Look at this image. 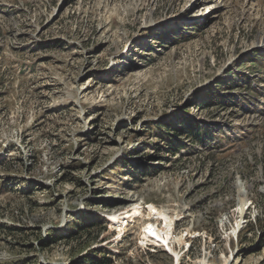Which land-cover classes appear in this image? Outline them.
<instances>
[{"label":"rangeland","instance_id":"1","mask_svg":"<svg viewBox=\"0 0 264 264\" xmlns=\"http://www.w3.org/2000/svg\"><path fill=\"white\" fill-rule=\"evenodd\" d=\"M263 62L264 0H0V264H264Z\"/></svg>","mask_w":264,"mask_h":264},{"label":"trees","instance_id":"2","mask_svg":"<svg viewBox=\"0 0 264 264\" xmlns=\"http://www.w3.org/2000/svg\"><path fill=\"white\" fill-rule=\"evenodd\" d=\"M172 35H174V34H171V36ZM161 37H163V39H168V38H170V34L165 32V33L161 34ZM257 59L261 60L262 57L257 56ZM189 124H190V126L188 127L189 132L186 131L187 132L186 134L188 136H191V139L196 141V142L199 141V140H202L203 136H204V128L201 126V124L191 123V122H189Z\"/></svg>","mask_w":264,"mask_h":264},{"label":"bare ground","instance_id":"3","mask_svg":"<svg viewBox=\"0 0 264 264\" xmlns=\"http://www.w3.org/2000/svg\"><path fill=\"white\" fill-rule=\"evenodd\" d=\"M218 6V5H217ZM218 7H220V6H218ZM215 8H217V7H215ZM261 41V40H260ZM258 43V42H257ZM263 45V44H262ZM261 45V46H262ZM243 203V205H242V208H241V210H240V214H241V217H242V220H243V218H244V215H245V213L246 212H243V211H245V208L247 209L248 208V204H250V202L248 203L247 201H243L242 202ZM155 238H157V237H155ZM158 239V238H157ZM228 262V260L226 261V263Z\"/></svg>","mask_w":264,"mask_h":264},{"label":"built area","instance_id":"4","mask_svg":"<svg viewBox=\"0 0 264 264\" xmlns=\"http://www.w3.org/2000/svg\"><path fill=\"white\" fill-rule=\"evenodd\" d=\"M250 204H251V202H250ZM250 204H249V206H250ZM248 206V207H249ZM240 209V208H239ZM249 208H245V211H246V213H247V210H248ZM246 213H245V216H246ZM244 220H245V218H243ZM244 223H245V221L244 222H241V224H240V226H239V228H238V230H240L241 228H243L244 227ZM237 227V226H236ZM169 252H170V250H168Z\"/></svg>","mask_w":264,"mask_h":264}]
</instances>
